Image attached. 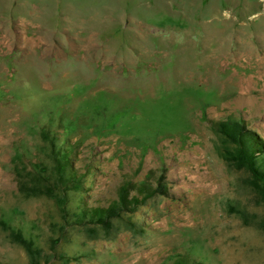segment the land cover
I'll return each instance as SVG.
<instances>
[{
    "label": "rangeland",
    "instance_id": "obj_1",
    "mask_svg": "<svg viewBox=\"0 0 264 264\" xmlns=\"http://www.w3.org/2000/svg\"><path fill=\"white\" fill-rule=\"evenodd\" d=\"M229 119L264 143V0H0V222L39 264H264V201L214 131ZM43 131L83 185L65 215L19 191L53 172ZM128 182L162 192L108 231L74 221ZM0 264H31L1 226Z\"/></svg>",
    "mask_w": 264,
    "mask_h": 264
},
{
    "label": "trees",
    "instance_id": "obj_2",
    "mask_svg": "<svg viewBox=\"0 0 264 264\" xmlns=\"http://www.w3.org/2000/svg\"><path fill=\"white\" fill-rule=\"evenodd\" d=\"M214 131L232 148L228 155L223 156L225 160L238 170L245 171L250 175V185L264 201V158L258 157L260 153L264 155V143L256 134L247 131L242 123L233 119L218 122ZM42 137L51 147V157L54 162L53 172L45 174L39 165V169L36 167L30 174L29 183L25 180L20 181L19 191L27 197L43 196L54 200L65 215V207L69 204L68 193L70 191L81 192L83 189L82 182L75 174L70 158L73 148L65 149L58 145L57 137H53L50 131H43ZM17 175L19 178L22 177L20 171L17 172ZM161 187L163 186L161 185ZM161 192L162 190L155 189L149 184L134 186L130 182L124 183L119 189L117 202L106 208L97 207L86 210L83 207L80 214L74 216V221L81 225L86 223L108 231L112 227V221L122 219L124 215L136 213L140 207ZM0 226L9 232L13 243L23 247L31 264H39L42 251L35 248L32 240L26 239L21 230H14L4 221L0 222ZM132 227H134L133 224ZM174 264L203 263L181 258L177 259Z\"/></svg>",
    "mask_w": 264,
    "mask_h": 264
}]
</instances>
